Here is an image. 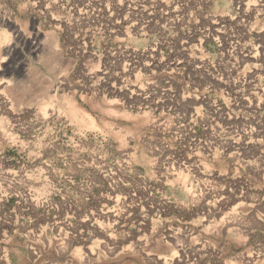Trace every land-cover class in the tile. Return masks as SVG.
I'll return each instance as SVG.
<instances>
[{"label":"rangeland","instance_id":"374dc122","mask_svg":"<svg viewBox=\"0 0 264 264\" xmlns=\"http://www.w3.org/2000/svg\"><path fill=\"white\" fill-rule=\"evenodd\" d=\"M97 1L0 0V264H264V0L150 68Z\"/></svg>","mask_w":264,"mask_h":264},{"label":"bare ground","instance_id":"6f19581e","mask_svg":"<svg viewBox=\"0 0 264 264\" xmlns=\"http://www.w3.org/2000/svg\"><path fill=\"white\" fill-rule=\"evenodd\" d=\"M96 4L97 9H93L94 18H101L103 25L106 29H109L112 33L128 34L133 35L136 40L142 42H148L147 45L140 50V48L134 47V49L144 57L143 62L138 58L135 63L137 67L150 68L153 65L158 64L159 58L165 53V50H174L175 48H184L190 43L194 42L193 45L198 47H204V45L212 41H217L214 37V32L209 28L202 30V28L196 30H186L187 23L186 19L188 15L201 16L202 12L199 11L198 4L211 3L214 0H99ZM116 1L115 6L111 8L110 3ZM238 4L241 5V0H237ZM236 1V2H237ZM262 2V0H259ZM87 2V1H86ZM233 2V1H232ZM88 2L83 8L87 12L91 5ZM191 4H195L194 7H190ZM246 4V3H245ZM112 5V4H111ZM251 5V4H250ZM249 5V6H250ZM208 6V5H207ZM253 6V5H252ZM264 9V4L259 5ZM202 7V6H201ZM240 7V6H239ZM243 7H247L244 6ZM254 7V6H253ZM82 8V9H83ZM94 8V7H93ZM193 8V10H192ZM206 8V7H205ZM76 8L75 10H77ZM81 9V10H82ZM88 9V10H87ZM92 9V7H91ZM190 9V10H189ZM240 8H238L239 10ZM252 9V8H251ZM250 9V10H251ZM261 9V10H262ZM254 10V9H253ZM74 11V10H73ZM91 11V10H90ZM89 11V12H90ZM241 11V9L239 10ZM76 12V11H75ZM88 13V12H87ZM239 13V12H238ZM248 13V12H244ZM243 13V14H244ZM75 14V13H73ZM81 16L83 14L80 13ZM249 14V13H248ZM253 14V13H251ZM86 15V14H85ZM208 15V14H207ZM210 15V14H209ZM245 15V14H244ZM243 15V16H244ZM242 16V15H241ZM87 17V16H86ZM247 17V16H246ZM245 17V18H246ZM89 18V17H88ZM91 18V17H90ZM192 18V17H191ZM241 18V17H240ZM244 18V19H245ZM87 18H85L86 20ZM243 19V18H242ZM243 19V20H244ZM248 19V18H247ZM82 20V19H81ZM189 20V17H188ZM242 20V21H243ZM83 21V20H82ZM96 21V20H95ZM190 21V20H189ZM195 21V20H194ZM209 21V20H207ZM219 21V20H218ZM245 21V20H244ZM94 22V21H93ZM5 23H12L6 22ZM214 23V22H213ZM244 23V22H243ZM68 24V23H67ZM88 24V23H87ZM100 24H102L100 22ZM190 24V23H189ZM196 24V23H195ZM200 24V23H199ZM15 25V24H14ZM82 25V24H81ZM80 25V26H81ZM93 25V24H92ZM249 25V24H248ZM16 26V25H15ZM85 26V25H84ZM87 26V25H86ZM197 26V25H195ZM102 27V26H101ZM214 27V26H213ZM17 28V27H16ZM86 28V27H85ZM192 28V27H191ZM218 28V27H217ZM104 29V27H103ZM195 29V28H194ZM91 30V29H90ZM19 33V30H15ZM88 31V29L86 30ZM109 31V32H110ZM221 32L219 30H214ZM108 32V31H107ZM160 34H166L167 39L164 43H159L155 39ZM226 34V33H225ZM234 34V33H233ZM216 35V34H215ZM223 35V34H222ZM127 36V35H126ZM164 38V37H163ZM230 38V37H229ZM239 38V37H238ZM237 38V39H238ZM159 39V38H158ZM232 39V38H231ZM240 39V38H239ZM161 40H163L161 38ZM160 40V41H161ZM220 40V38H219ZM224 40V39H223ZM242 40V39H241ZM221 41V40H220ZM226 41V40H225ZM232 41V40H231ZM235 40L233 41V43ZM214 43V42H213ZM38 44V43H37ZM210 44V43H209ZM216 44V43H215ZM217 45V44H216ZM229 45V44H228ZM231 45V44H230ZM229 45V46H230ZM235 45V44H232ZM240 45V44H239ZM224 46V45H223ZM227 46V45H226ZM246 46V45H245ZM219 47V46H218ZM222 47V46H220ZM228 47V46H227ZM240 47V46H239ZM209 48V47H208ZM223 48V47H222ZM232 48V46H231ZM178 49V50H179ZM187 49V48H186ZM228 52H229V48ZM177 50V49H176ZM208 50V49H207ZM220 51V48H219ZM223 51V50H222ZM174 52V51H172ZM170 52V53H172ZM177 52V51H176ZM248 52V51H247ZM135 53V52H134ZM189 53V52H188ZM193 53V51H192ZM197 53V52H196ZM252 53V52H251ZM179 54V53H178ZM181 54V53H180ZM185 54V51H184ZM187 54V53H186ZM185 54V55H186ZM219 54V53H218ZM235 54V53H234ZM238 54V53H237ZM134 55V54H133ZM139 55V56H140ZM173 55V54H172ZM202 55V54H201ZM205 55V54H204ZM169 56V53L168 55ZM166 56V57H167ZM180 56V55H179ZM182 56V54H181ZM188 57V55H186ZM190 56V55H189ZM235 56V55H234ZM254 56V55H253ZM134 57V56H133ZM184 57V56H183ZM196 57V55H195ZM200 57V56H199ZM121 58V57H120ZM137 58V57H136ZM177 58V57H176ZM248 58H254L250 56V53H246V50L240 53V59L246 61ZM143 59V58H142ZM167 59V58H166ZM171 59V58H170ZM169 59V60H170ZM180 59V58H179ZM189 59V58H188ZM202 59V58H201ZM204 59V58H203ZM168 60V59H167ZM183 60V58H182ZM186 60V59H184ZM192 60V59H191ZM205 60V59H204ZM133 61V60H132ZM164 61V60H163ZM175 61V60H174ZM189 61V60H188ZM196 61V60H195ZM248 61V60H247ZM167 62V61H166ZM199 62V61H198ZM208 62V61H207ZM134 63V62H133ZM168 63V62H167ZM182 63V62H181ZM191 63V62H190ZM176 64V62H175ZM195 64V63H194ZM161 65V64H160ZM164 65V64H162ZM168 65V64H167ZM135 66V65H134ZM158 66V65H157ZM172 66V64H171ZM162 67V66H161ZM166 67V66H165ZM169 67V66H167ZM157 68V67H156ZM147 71V70H146ZM152 72V71H151ZM155 77V76H154ZM149 78V77H148ZM156 80V79H155ZM159 80V79H158ZM161 80V79H160ZM165 80V79H164ZM170 80V79H169ZM152 86V85H151ZM163 86V85H162ZM161 86V87H162ZM148 87V86H147ZM156 88V87H155ZM151 89H142L140 95L150 93ZM139 92V91H138ZM155 92V91H154ZM164 92V91H163ZM160 93V92H159ZM167 93V92H165ZM154 96V95H153ZM152 97V95H151ZM150 97V98H151ZM153 106V105H152ZM157 108V107H156ZM191 112V111H190ZM156 123V122H155ZM155 127V126H154Z\"/></svg>","mask_w":264,"mask_h":264}]
</instances>
